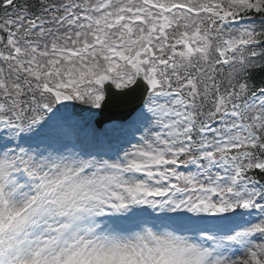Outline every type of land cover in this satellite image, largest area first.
Segmentation results:
<instances>
[{"label": "snow or ice", "instance_id": "obj_1", "mask_svg": "<svg viewBox=\"0 0 264 264\" xmlns=\"http://www.w3.org/2000/svg\"><path fill=\"white\" fill-rule=\"evenodd\" d=\"M0 9V264H264V0ZM137 90L67 142L64 102Z\"/></svg>", "mask_w": 264, "mask_h": 264}, {"label": "water", "instance_id": "obj_2", "mask_svg": "<svg viewBox=\"0 0 264 264\" xmlns=\"http://www.w3.org/2000/svg\"><path fill=\"white\" fill-rule=\"evenodd\" d=\"M109 89L113 93L119 91L114 88H111V86H109ZM64 103L70 106L71 101H66ZM139 103V90L129 94L125 98L111 96L109 97V99L106 100L102 109L97 113V123H101V121L111 120L115 118L124 119L134 112V110L138 107ZM100 117L102 119H100Z\"/></svg>", "mask_w": 264, "mask_h": 264}, {"label": "trees", "instance_id": "obj_3", "mask_svg": "<svg viewBox=\"0 0 264 264\" xmlns=\"http://www.w3.org/2000/svg\"><path fill=\"white\" fill-rule=\"evenodd\" d=\"M4 13L3 9H0V16H2ZM255 19L259 20V17H255ZM4 35V34H3ZM6 38V37H5ZM3 45L0 44V47H2ZM262 48H264V46H262ZM261 49H257V51H260ZM256 63L258 65L260 64H264V56L258 57L256 60ZM227 69H225V78L227 77ZM250 75V79H249V85H255L256 87H260V86H264V84H262V81H264V68H255L253 70H251V72L249 73ZM251 175L255 176V178L259 179L260 181H262V183H264V175L260 174L259 171H254L252 173H250Z\"/></svg>", "mask_w": 264, "mask_h": 264}, {"label": "rangeland", "instance_id": "obj_4", "mask_svg": "<svg viewBox=\"0 0 264 264\" xmlns=\"http://www.w3.org/2000/svg\"><path fill=\"white\" fill-rule=\"evenodd\" d=\"M73 110V109H72ZM96 111V109L90 108L88 106L85 110H83L81 113L78 115H72V119L75 120L77 123H84V124H89V121L91 120V116L93 113ZM111 122L105 123L104 126L109 125ZM113 123L107 128L109 131L112 130Z\"/></svg>", "mask_w": 264, "mask_h": 264}]
</instances>
